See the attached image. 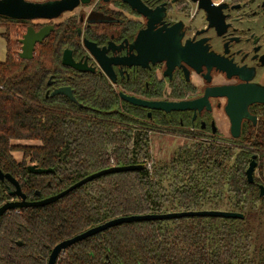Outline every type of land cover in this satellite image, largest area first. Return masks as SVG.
Here are the masks:
<instances>
[{
  "label": "trees",
  "instance_id": "1",
  "mask_svg": "<svg viewBox=\"0 0 264 264\" xmlns=\"http://www.w3.org/2000/svg\"><path fill=\"white\" fill-rule=\"evenodd\" d=\"M5 22L21 23L0 16V25ZM75 34L72 23L57 26L32 60L19 57L18 38L2 34L7 57L0 62L1 169L18 178L35 200L36 192L48 198L114 166L146 167L102 176L47 206L7 213L0 221V264H47L56 244L112 219L206 206L245 218L122 224L72 246L57 264H264V245L257 244L259 234L247 220L264 214L259 188L264 185V105L254 106L261 119L256 126L244 123L240 138H195L196 144L178 149L169 162L148 166L151 133H180L178 120L160 111L149 118L98 77L86 80L64 67L62 53ZM50 77L56 86H71L77 103L52 96ZM28 141L36 144L23 143ZM254 155L260 175L249 184L245 171ZM29 164L53 171L34 174ZM5 185L0 181V206L12 199Z\"/></svg>",
  "mask_w": 264,
  "mask_h": 264
},
{
  "label": "flooded vegetation",
  "instance_id": "2",
  "mask_svg": "<svg viewBox=\"0 0 264 264\" xmlns=\"http://www.w3.org/2000/svg\"><path fill=\"white\" fill-rule=\"evenodd\" d=\"M207 1L214 9L209 17L203 9ZM141 6L146 8V15L140 12ZM78 9L82 12L77 13ZM19 21L26 25V32L29 26L36 31L53 26L55 31L57 26L72 23L76 34L70 47L63 50L61 63L64 52L70 50L76 63H86L93 71L80 72L62 65L86 80L98 77L127 105L138 107L121 95L144 101L195 103L193 109L163 112L166 118L178 120L179 135L186 137L232 138L225 112L227 99L209 96L204 101L208 89L246 84L244 77L249 73L255 75L251 83L264 85V0H79L74 9L56 18ZM42 43L37 44L36 50ZM157 54L165 55L166 59L154 63ZM125 57L130 59V66L119 64ZM237 72H241L242 78ZM52 77L48 80L52 93L63 87L73 91L69 85L56 86ZM68 98L77 103L74 91L73 99ZM257 105L263 104H254L249 110L259 122L261 116L252 112ZM142 109L148 117L152 114V110ZM246 122L252 124L248 120L243 124ZM5 183L15 189L8 181ZM10 197L7 202L21 200ZM36 197L31 200L27 196V200H42L40 195ZM18 210H10L2 218Z\"/></svg>",
  "mask_w": 264,
  "mask_h": 264
},
{
  "label": "water",
  "instance_id": "3",
  "mask_svg": "<svg viewBox=\"0 0 264 264\" xmlns=\"http://www.w3.org/2000/svg\"><path fill=\"white\" fill-rule=\"evenodd\" d=\"M77 5H79V0H52L46 2H31L27 0H0V16L7 17L13 20H34L37 18L52 19L58 17L59 15H61L62 12L66 10L74 9ZM203 9L205 10L208 17L211 11L214 10L210 5L209 1H207V3L203 6ZM139 10L144 15L147 14L145 12L146 8L144 9L141 6V9ZM53 31V26L44 27L40 31H36L32 26H29L26 34H24V36L19 40V43L21 44V51L19 52V57L23 60H32L34 58V53L37 44L42 43ZM165 59V55L157 54L153 62H163ZM62 63L64 66H71L80 72L93 71V69L88 68L86 63H76L72 57V52L70 50H66L64 52ZM119 64L130 66V59L128 57H125L121 60V62H119ZM218 67L222 68V66L220 65H218ZM237 74H240L242 78L241 72H237ZM254 77L255 75L252 76L249 73L247 77H244V79L248 81L246 84L239 85L236 87H221L208 89L207 94L203 99L205 101L209 96L223 97L227 99L225 112L230 121V131L233 139H238L241 137L243 122L245 120L252 122L254 126L257 125L258 118L257 116L252 115L250 113V107L254 104L264 105V85L251 83ZM51 95H65L73 99V91L70 87L56 89ZM121 96L132 105L146 108L152 111H162L165 113L180 112L188 109H193L195 107V103L190 102L144 101L135 97H128L125 95ZM151 116L152 114L149 113V117ZM145 167V164H138L127 166H114L105 170H101L99 172H95L87 176L86 178L75 183L68 189L54 196L35 202H29L27 200L26 194L22 191L21 185L17 178H15L10 173L4 172L0 167V181H8L15 188L13 190L9 185H6L9 195L21 199L20 201L7 202L2 205L0 207V220L2 216L10 210L22 209L25 207H43L53 204L65 197L73 190L82 187L95 179L101 178L102 176L119 172L142 170ZM256 169L257 156L254 155L251 157L249 165L247 166L245 171L246 179L249 184L255 183L254 175ZM28 170L29 172L34 174H44L53 171V169H43L36 165L29 166ZM259 188L260 196L264 199V185H260ZM36 194L39 196L40 192H37ZM186 217H218L227 219H244L245 215L239 212L231 211L201 210L120 217L107 221L106 223L93 227L75 237L60 242L54 247L50 255L48 264H56L58 257L63 251L90 237L105 232L110 228L127 223L172 220Z\"/></svg>",
  "mask_w": 264,
  "mask_h": 264
},
{
  "label": "rangeland",
  "instance_id": "4",
  "mask_svg": "<svg viewBox=\"0 0 264 264\" xmlns=\"http://www.w3.org/2000/svg\"><path fill=\"white\" fill-rule=\"evenodd\" d=\"M28 1V0H27ZM34 2H43L47 0H29ZM77 13H81L82 10L78 9L76 11ZM4 25H0V33L2 30H4V33H7L11 37L12 40H16V38H21L23 33L26 32V25H22L15 22H5ZM0 38H3L0 36ZM21 45V44H20ZM15 48L19 49V52L21 51L20 46L16 45ZM180 133H177L176 135L170 134L166 130L160 132H152L151 133V162L148 163V166H152L154 162H169V160L172 158L175 151H177L180 148L192 146L196 144V137H186ZM179 135V136H178ZM228 139V138H227ZM24 144L28 145H34L36 142L28 141L23 142ZM15 158L18 161H21L22 154L19 152H16L14 154ZM30 165V164H29ZM255 175L257 176V171L255 172ZM170 182H172L171 179L169 181H165L164 184L167 186ZM222 206V205H220ZM223 207V206H222ZM262 205H259V208H261ZM264 207V205H263ZM262 207V208H263ZM228 208V207H227ZM204 209L211 210L213 208L206 206ZM226 209V208H225ZM247 220L249 221V224L252 226V228L255 229V232L258 234L257 244L263 245V236H264V214L259 217L256 215L247 217Z\"/></svg>",
  "mask_w": 264,
  "mask_h": 264
},
{
  "label": "crops",
  "instance_id": "5",
  "mask_svg": "<svg viewBox=\"0 0 264 264\" xmlns=\"http://www.w3.org/2000/svg\"><path fill=\"white\" fill-rule=\"evenodd\" d=\"M4 33V30L1 31L0 36L2 37V34ZM7 57V41L5 38H0V62H4ZM264 176V157L262 159V173ZM260 173L257 171V176H259ZM264 208V207H263ZM263 245H264V236H263Z\"/></svg>",
  "mask_w": 264,
  "mask_h": 264
}]
</instances>
